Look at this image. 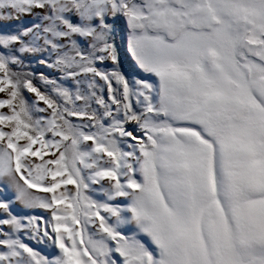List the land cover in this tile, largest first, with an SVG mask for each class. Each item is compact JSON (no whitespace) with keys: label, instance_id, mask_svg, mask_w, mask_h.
Segmentation results:
<instances>
[{"label":"snow or ice","instance_id":"obj_1","mask_svg":"<svg viewBox=\"0 0 264 264\" xmlns=\"http://www.w3.org/2000/svg\"><path fill=\"white\" fill-rule=\"evenodd\" d=\"M0 264H264V0H0Z\"/></svg>","mask_w":264,"mask_h":264}]
</instances>
